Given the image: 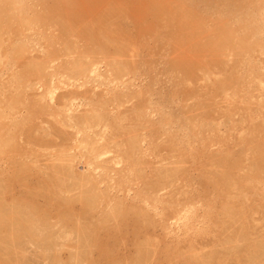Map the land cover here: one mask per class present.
Here are the masks:
<instances>
[{
    "label": "rangeland",
    "instance_id": "1",
    "mask_svg": "<svg viewBox=\"0 0 264 264\" xmlns=\"http://www.w3.org/2000/svg\"><path fill=\"white\" fill-rule=\"evenodd\" d=\"M5 1L0 264H264V0Z\"/></svg>",
    "mask_w": 264,
    "mask_h": 264
},
{
    "label": "bare ground",
    "instance_id": "2",
    "mask_svg": "<svg viewBox=\"0 0 264 264\" xmlns=\"http://www.w3.org/2000/svg\"><path fill=\"white\" fill-rule=\"evenodd\" d=\"M6 1H7V0H6ZM6 1H5V2H6ZM175 1L177 2V0H174V1H172V3L175 2ZM181 1H182V0H180V1L178 0V2H180V3L177 5L176 2H175V4L178 6V8L184 10L185 7L182 8V2H181ZM7 2H8V1H7ZM7 2H6V3H7ZM51 2H52V1H51ZM160 2H161V1H160ZM160 2L158 1V4H159ZM178 2H177V3H178ZM9 3H10V2H9ZM161 3H162V2H161ZM168 3H169V2H168ZM168 3H166L165 5L167 6ZM173 4H174V3H173ZM9 6H14V4H13V5H8V8H7V9L10 8ZM163 6H164V5H163ZM169 6H170V5H169ZM0 7H1V6H0ZM3 7H5V4H4ZM11 8H12V7H11ZM241 8H242V7H241ZM2 9H3V8H1V10H2ZM5 9H6V8H5ZM5 9H3V10H4L5 13H7V12H6L7 10H5ZM17 10H18V9H17ZM17 10H16V13L19 12V10H18V11H17ZM65 10H66V9H65ZM51 11H52V10H51ZM60 11H61V10H60ZM164 11H165V10H164ZM166 12H168V11L166 10ZM182 12H184V11H182ZM5 13H4V14H5ZM1 14H2V13L0 12V15H1ZM4 14H3V16H4ZM61 14H63V13H61ZM47 15H48V14H47ZM187 15H189V14H187ZM194 15H195V14H194ZM1 16H2V15H1ZM48 16H49V15H48ZM51 16H52V15H51ZM58 16H59V15H58ZM76 16H77V15H76ZM54 17H55V15H54ZM181 17H182V16H181ZM181 17H179L178 19H181L180 21H182V22H184V23H187V19H188L189 16L187 17L186 14H185V15H183L182 18H181ZM1 18H3V17H1ZM5 18H6V15H5ZM52 18H53V17H52ZM6 19H7V18H6ZM6 19H4V20H6ZM2 20H3V19H2ZM32 20H33V19H32ZM191 20H192V19H191ZM41 21H43V20H41ZM178 21H179V20H178ZM180 21H179V22H180ZM21 22H22V21H21ZM35 23H36V22H35ZM168 24H169V23H168ZM25 25H26V23H25ZM25 27H26V26H25ZM62 27H63V26H62ZM224 29H225V28H224ZM0 30H1V28H0ZM224 33H226V34H232V32L229 33L228 31H225V30H224ZM186 37H187V36H186ZM224 38H225V37H224ZM220 39H221V38H220ZM222 39H223V38H222ZM222 39H221V40H222ZM225 39H226V38H225ZM219 41H220V40H219ZM209 44H210V43H209ZM259 46H261V45H259ZM205 47H206V45H205ZM209 47H210V46H209ZM211 47H212V45H211ZM216 47H217V46H216ZM220 48H221V47H220ZM216 49H217V48H216ZM91 72H92V71H91ZM206 96H207V95H206ZM260 149H261V148H260ZM261 151L264 152L263 149H262ZM127 153H128V152H127ZM255 153H256V152H255ZM261 153H262V152H261ZM261 160H262V159H261ZM258 161H259V160H258ZM221 166H222V165H221ZM222 167H223V166H222ZM57 174H58V173H57ZM60 181H61V180H60ZM225 184H226V183H225ZM225 192H226V191H225ZM28 204H29V203H28ZM224 212H225V214H229V213H230V211H229L228 209H225ZM13 213H14V212H13ZM1 220H2V219H1ZM29 224H30V223H29ZM31 224H32V223H31ZM31 224H30V225H31ZM12 226H13V225H12ZM31 226H33V225H31ZM27 227H28V225H27ZM6 230H7V229H6ZM27 232H28V231H27ZM88 232H89V231H88ZM19 233H20V232H19ZM82 234H84V233H82ZM10 241H11V240H10ZM15 243H16V242H15ZM263 249H264V248H263ZM2 259H3V258H2ZM4 261H5V260H4Z\"/></svg>",
    "mask_w": 264,
    "mask_h": 264
}]
</instances>
